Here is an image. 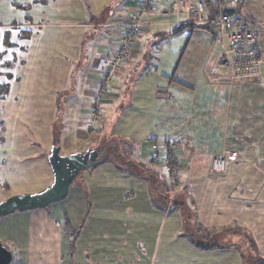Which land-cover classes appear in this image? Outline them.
Instances as JSON below:
<instances>
[{"label": "crops", "instance_id": "1", "mask_svg": "<svg viewBox=\"0 0 264 264\" xmlns=\"http://www.w3.org/2000/svg\"><path fill=\"white\" fill-rule=\"evenodd\" d=\"M140 1L122 0L113 6L115 11L106 8L105 15L100 12L95 16L90 12L98 24L94 20H83L80 25L65 28L73 33L69 48L68 44L66 46L71 55L75 53L74 47L88 43L87 63L75 91L67 90L68 75L62 79L59 76L51 78L55 69L46 64L50 52L44 48L48 46L35 44L33 39L38 34L30 38L25 51H22L25 46L19 48L27 57L18 60L14 55L4 64L8 74L0 73V79L4 77L14 85H4L0 80V103L6 104L5 108L11 112L28 111L33 113L32 116L41 112L57 113L58 106L66 103L67 113H74V120L78 119L86 128L87 121L93 117L89 112L97 100L99 79L122 34L119 25L134 17ZM174 1L177 0H154L152 9L145 15V26L138 33L136 46L123 62L121 71L108 83V95L98 105L99 113L105 114L103 119L99 121L96 116L91 121L104 129L111 113L119 112L125 120L131 119V113L137 114L138 122H145L139 124L140 130L147 131L142 142V158L148 159L151 165L159 159L163 166H160L161 171L158 168L160 174L157 176L163 177V172L168 176H185L181 183L187 191V199H169L162 187H158V178L144 177L140 171L133 177H128L131 172L128 170L122 172L124 175L117 173L114 163L113 166L111 162L106 163L110 157H115L116 151L104 140L95 148L88 147L87 151L97 150L99 157L105 153L106 161L93 170L82 171L78 175L81 181L73 182L68 195L58 201V207L54 209L52 226L58 224L61 230L64 219H68L74 228L78 227L74 250L67 254L61 248L63 259L59 264H155L164 235L172 246L164 252L166 258L160 264H242L237 237L243 229L253 235L259 250L264 253V186L262 193L257 191L264 185V64L260 74L232 79L224 48L214 29L206 24H189L190 19L195 18L183 11L172 12ZM229 8L236 9L233 14L238 13L236 16L231 14L234 20L258 33L264 63V0H240ZM210 15L211 10L206 8L204 17L207 19ZM186 25L202 26L206 38L195 39L197 33L189 27L191 40H184L186 45L175 40L184 34L187 28L180 29ZM41 28H44L43 33L61 29L54 24ZM208 32L213 37L209 38ZM20 39L18 35L13 37L15 46ZM29 46L34 50L31 51ZM179 53H183L181 59L186 56L180 62L184 63L182 69L178 68L176 58ZM218 59L228 71L218 67ZM3 63L0 62L1 69ZM14 65L30 66L34 74L28 72L26 80L19 72L11 75L9 69ZM24 82L28 83V92L23 93ZM19 83H22L20 88L16 86ZM68 97L73 100L66 102ZM15 116L8 128L0 131V143L11 151V156L5 158V168H0V176L8 183L15 182L13 189L46 184L52 174L48 162L50 153L47 158L40 156L31 161L26 157L40 153L39 148L35 150L29 146L30 140L38 138L37 145L43 143L46 148L50 145L52 120L50 116L42 122L30 117L31 121L26 122L25 117L17 121L18 115ZM79 121L71 124L72 127H78ZM79 130L74 127L62 136L61 155L87 152L83 149L85 145L89 146L86 134L90 131ZM94 134L93 138L101 139L102 135ZM51 140L50 152L54 137ZM3 147L0 144L1 150ZM229 151L237 152L240 158L248 157L247 164L230 163L224 175H214L212 158ZM172 163L174 167H171ZM103 170L110 172L116 180L108 181ZM253 194L254 197L261 196L260 199L256 202L248 200L253 199ZM112 201H124L126 206L114 211V215L111 212L105 215L102 211L113 210V204L102 202ZM188 208L196 215L195 222L190 216H182L183 209ZM45 209L13 213L3 219L11 221ZM192 222L198 227H193ZM206 229L213 231V238L234 240L209 249L211 245L196 242V236L207 234ZM58 236L60 245L66 247L69 237L60 236V233ZM0 240L4 243L1 235ZM146 249L151 259L142 263Z\"/></svg>", "mask_w": 264, "mask_h": 264}, {"label": "rangeland", "instance_id": "2", "mask_svg": "<svg viewBox=\"0 0 264 264\" xmlns=\"http://www.w3.org/2000/svg\"><path fill=\"white\" fill-rule=\"evenodd\" d=\"M121 2L122 0H0V62H4L3 66H1L3 67V69L0 68V73L8 74L7 73L8 69H6L7 66L4 64L5 62L12 60L14 58V55L17 56L18 60L27 57L26 52H21L19 48H21L22 46L26 47L28 42L18 41L17 45L15 46L16 41L12 40L13 37L15 35H18L19 37L24 33H32L31 38H33L34 36H36V34H38L39 35L37 36L38 38L36 37L33 40H36L35 44L48 46L44 48L47 49L46 50L47 52H50L46 64H48L50 68L55 69L53 75L51 74V78L52 77L57 78V76H59L62 79V78H66L68 75L69 84L67 90L69 92L71 90L75 91V89L77 88L76 86H78V83L80 81V76L84 72V68L87 63L86 60L88 59V54H87L88 43L86 44L84 42L81 46L74 47L73 50H75V53L73 51L74 54L71 55L72 52L70 51V49H67L66 46L69 43V41L73 39L72 37L73 33L68 32V30H66L65 28L68 27V25H76V26L78 24L80 25L81 22H84L83 20L93 21L94 19L91 18L93 16L89 15L90 12H92L93 14H95V16H97L99 15L100 12L101 13L103 12L102 14L105 15V12L107 11L106 8L115 11V8L113 6H116L117 3H121ZM137 11L138 9H136L135 14L137 13ZM237 14L238 13H235L233 15L236 16ZM98 17L100 18L101 15ZM93 22L95 24H98L96 19ZM48 24L49 25L54 24L56 26L61 27V29L58 28L57 30L55 28L43 33L44 28H41V26ZM121 25L122 23L119 25V30L120 32H123V27ZM190 30H191L190 28L185 29L184 34L181 37H175V40L183 41L184 45H186L185 41H188L189 39L191 40ZM193 30L194 33H197V37H198V38L195 37V39L202 40L204 39V37L206 38V34L202 26H197L195 27V29H192V31ZM210 32H208L207 34L209 38L213 37V35ZM120 35L121 36L119 41L122 40V34L120 33ZM219 40L222 44L221 39ZM29 47L31 51L34 50L33 46H29ZM68 48H69V44H68ZM77 49H79V53H76ZM13 53H17V54H13ZM181 54L183 53H179L176 56L179 69H182V66L184 64V63H180L181 60H185L186 58L185 56L182 57L181 59L180 57ZM72 57H78L80 59L75 61L74 59H72ZM224 57L225 60H228V58L225 56V53H224ZM69 61L72 63V65L70 64ZM227 64L231 72V66L229 62ZM263 64L261 65L260 73L263 70ZM217 65L223 71L224 70L228 71L227 66L221 64L219 62V59ZM213 68L214 65L212 66V69ZM29 69L30 66L29 67L24 66L22 68V66L20 65L18 66L14 65V67H11L9 71L11 72V75L14 74L16 75L19 72V74L22 75L23 78L26 80V78L28 79L27 76L28 72L31 71V73L34 74V72L31 69L30 70ZM106 69L103 71L102 77L105 76ZM121 69L122 67H120V70L112 75V78L118 72H120ZM51 72L52 71H50V73ZM243 72L247 73L245 71ZM38 73H41V71H38ZM102 77H100L98 83L99 91H98L97 100L95 101V104L92 105L93 107L90 108V112H89L93 114V117H91L90 120L87 121L88 125L86 128L82 126L83 123H81V121H79L78 119L74 120L75 119L74 113H69V112L67 113V109H66L67 107L64 106L66 103H63V105L58 106L59 110L57 111V113H55L56 111L49 113L41 112V113H34L35 115L33 116H32L33 113L32 112L28 113V111L27 112L18 111L16 113L11 112L9 111V108H5L6 104L0 103V131L8 128L9 123L11 121H14V119L16 118L15 114L18 115L17 121H20V118L23 116L25 117L24 119L26 120V122L31 121L30 117L33 118L34 120L42 122L46 120V116L48 117L50 116L52 120L51 134L54 135V133L58 129L61 130L59 144L61 142V139L63 138L62 136L64 134L65 135L68 134L71 131V129H74V127L76 129L78 128V130L80 129L79 131H83V130L90 131L86 134L88 137V139H86V142H88L87 145L89 146L85 145L83 149L84 151H87L88 147L90 146H91L90 148H95L100 144L102 140H104L106 145L108 146L112 145V148H114L116 151L115 157H110L108 159L109 161L106 163L111 162L112 166L114 163V166L117 169L116 170L117 173H119L120 175H124L122 172L128 170V172L131 171L128 177H133V175L136 172H138L139 174L141 172L144 173L143 174L144 177L152 176L154 179L158 178L157 179V181L159 182L157 183L158 187H162V192L167 197H169V199H174V200L176 199V201L186 200L187 191H185L186 189H183V184L181 183L182 181H185L186 178L185 176H180V175L168 176V174L164 172L162 173L163 177L157 176V174H160L161 171L160 166L161 165L163 166V164L159 161V159H155L154 160L155 165L153 164L151 165L148 159H146L147 160L146 161L144 160V158H142V155H144L142 142L144 140V137L147 136L146 135L147 131L146 129L140 130L139 124L145 122L144 121L138 122L137 114L131 113L132 114L131 119H129L128 117V119L125 120L123 119V116L119 112L118 114L111 113L109 117V122L107 126L106 125L104 126V129L102 128V126L95 125V123H92L91 119L94 121V119L97 116L100 121L103 119V116L105 115L103 111L99 113V109H98L99 103L102 102V99L107 97L108 95L107 90L109 88V84L107 82L105 85L102 83L103 82ZM232 79H236V78H232ZM0 80H2L1 82H4V85L5 84H8L9 86L12 84L14 85V82L12 83L10 81H5L4 77L1 78ZM27 84L28 83L24 82V86H22L24 87L23 93L28 92ZM21 85L22 83H19L16 86L20 88ZM69 100H73V97H68L66 102H69ZM69 106L70 105H68V108ZM23 109H25V105L23 106ZM62 109L66 111H63ZM84 117L85 116L82 117V120L84 119ZM78 121H79L78 124L79 126L72 127L71 124L73 125L74 123L77 124ZM39 131H43V130L39 129ZM94 133H97L98 135H102L101 139L96 136L93 138L92 135H95ZM52 135H51V139L54 137V136L52 137ZM0 137H1V132H0ZM51 139H50V145L47 148L45 144L43 145V143L42 145H37L38 143H36V140H38V138L35 141H33V139L30 140L29 146L35 148V150L39 148L40 153L37 156L35 154L28 155L26 157V160L31 161L34 160L36 157H40V156H44L47 158L50 153L49 150L52 144ZM2 142H4V138L2 139ZM104 142L102 143L104 144ZM0 144L3 147L4 143L3 144L0 143ZM6 156L10 157L11 151L8 149V147H3L2 150L0 148V168L2 166L5 168L6 166L5 163L7 161L5 159ZM247 159L249 158L247 157ZM247 159L246 157L240 158V156L238 155L236 160H229L226 171L230 163H238V164L241 163L245 165L247 164L246 163ZM155 166L158 167L156 168ZM174 166L175 165L172 163L171 167ZM158 168L160 171L158 170ZM93 169L94 168L88 170H93ZM102 172L104 173L108 181H112L113 183V179L116 180V178H114V176L111 175L110 172L106 170H103ZM225 173L223 174L215 173L214 175L222 176ZM78 180L81 181V178L79 179V177H77L75 181L77 182ZM12 183L13 182L8 183L7 180H5L0 176V203L7 200L8 198H11L19 194L34 195L44 191L53 184V175L52 174L50 175L49 182L46 184L35 183L27 187H20V188L17 187V189H13ZM114 183L116 184V182ZM176 186L178 188H176ZM263 186L264 185L258 187L257 191L262 193L263 190L261 188H263ZM171 188L172 191H170ZM164 194L163 196L165 197ZM260 197L261 196H259V198L254 197L253 194V199H248V200H250L251 202H256L258 199H260ZM57 203L58 201L50 204L49 206L46 207L47 209L39 213L18 216L11 221L9 219L4 220L3 217L0 218V235L2 236L4 243L1 240L0 241L8 250H10L13 253L14 261L12 264H59L61 262L60 260L63 259V256H61L62 254H60L61 248L67 254L71 253L74 250V243L76 241L78 227L74 228V226L71 225L68 219H64V223L61 227V230L58 228V224H55L56 227L51 225V222L55 220L54 209L58 207ZM102 204H107V205L113 204L112 205L113 210L111 211H108L106 209L102 211V209H100L105 215L108 212H111L114 215V211L118 212L120 209L123 210V207L126 206L124 201L102 202ZM15 213H19V212H15ZM181 214L183 217L190 216V219L193 222H195L196 220V215L194 214V212L191 211L190 208H188L187 210L183 209V212ZM193 222H192V226L198 227L196 224H193ZM206 231H205L206 235L202 237L196 236L197 238L196 242H199V244L202 243L204 245L213 246L216 244L217 245H220L222 243L224 244L227 241L232 242L234 240V239L213 238V234H212L213 231L208 232L209 229H206ZM242 231H243L242 233H238L239 237H237V242H239L238 245H240L242 249L245 248L243 250L245 252L244 257H246L248 264H255L256 262H261L262 259L264 258V253H262L259 250V246L256 243V240L254 239L253 235L248 233L245 229H243ZM59 233L60 236L66 235L67 237H69L66 247H64V245L63 246L60 245L61 241H59V236H58ZM211 236L212 238L210 239L209 237ZM167 242H168L167 235H164L160 246V252L158 254L155 264L162 263V261L166 258L164 252L165 251L168 252L169 248L172 246L169 245ZM145 251L146 254L144 258L141 259L142 263H146L151 259L148 249H146Z\"/></svg>", "mask_w": 264, "mask_h": 264}, {"label": "built area", "instance_id": "3", "mask_svg": "<svg viewBox=\"0 0 264 264\" xmlns=\"http://www.w3.org/2000/svg\"><path fill=\"white\" fill-rule=\"evenodd\" d=\"M240 0H212L216 8L213 18H205L206 7L201 1L177 0L171 5L172 12H186L195 19L189 24L199 23L210 25L221 39L225 56L231 66L233 78L241 75L251 76L260 73L263 64L260 37L258 33L247 25L234 20L225 9L235 6ZM154 0H141L134 17L122 23V40L113 52L109 65L102 77L103 84L109 83L112 75L120 70L123 62L129 58L136 46L139 31L145 26V15L152 9ZM243 71L247 72L244 73ZM228 155V156H227ZM227 156V157H226ZM237 152L229 151L222 156H215L211 160V170L214 173H225L229 160H236Z\"/></svg>", "mask_w": 264, "mask_h": 264}, {"label": "water", "instance_id": "4", "mask_svg": "<svg viewBox=\"0 0 264 264\" xmlns=\"http://www.w3.org/2000/svg\"><path fill=\"white\" fill-rule=\"evenodd\" d=\"M226 13H234L236 9H225ZM60 140H53V146L48 158L53 174V184L44 191L34 194H19L0 203V218L15 212H30L44 209L50 204L65 198L71 185L78 175L85 170L95 168L106 161L105 153L99 157L96 150L85 153H75L62 156L60 154ZM13 254L0 241V264H12Z\"/></svg>", "mask_w": 264, "mask_h": 264}, {"label": "trees", "instance_id": "5", "mask_svg": "<svg viewBox=\"0 0 264 264\" xmlns=\"http://www.w3.org/2000/svg\"><path fill=\"white\" fill-rule=\"evenodd\" d=\"M202 3H204V5H205V7L206 8H209L210 10H211V15H210V18H213L214 16H215V14H216V8H215V6H214V3L212 2V0H203V1H201ZM228 15H230L231 16V14H233V13H227ZM99 20V19H98ZM189 27H191L192 29H195V27L194 26H192V25H186V26H182L181 27V29L180 30H182V29H184V28H189ZM207 29V28H206ZM209 29V28H208ZM31 34L32 33H24V34H22L21 36H20V38H21V40H20V42L21 41H28V40H30V38H31ZM23 38V39H22ZM26 50V47H24L23 49H22V51H25ZM5 91H7V89L5 90ZM58 122H59V120H58ZM58 124V123H57ZM57 124H56V127H57ZM55 132V131H54ZM60 134H61V130L60 129H58L55 133H54V139L55 140H59L60 139ZM174 163V162H173ZM175 164V163H174ZM76 242V241H75ZM217 244L216 245H213V246H210L209 247V249H213V248H217ZM207 249H208V247H207ZM238 249L240 250V254H241V258H242V264H248V261L246 260V257H244V255H245V252L243 251L245 248H243L242 249V247L240 246V245H238ZM242 250V251H241ZM250 263V262H249ZM255 264H264V258L262 259V261L261 262H256Z\"/></svg>", "mask_w": 264, "mask_h": 264}]
</instances>
